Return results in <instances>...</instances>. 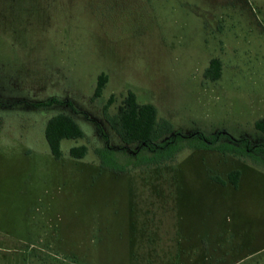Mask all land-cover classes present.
I'll use <instances>...</instances> for the list:
<instances>
[{
    "label": "rangeland",
    "instance_id": "rangeland-1",
    "mask_svg": "<svg viewBox=\"0 0 264 264\" xmlns=\"http://www.w3.org/2000/svg\"><path fill=\"white\" fill-rule=\"evenodd\" d=\"M130 90L185 137L171 159L112 128ZM51 98L65 103L27 104ZM59 113L84 137L56 159ZM261 118L264 0H0V264H264V166L190 144H260ZM236 169L237 187L211 178Z\"/></svg>",
    "mask_w": 264,
    "mask_h": 264
},
{
    "label": "trees",
    "instance_id": "trees-1",
    "mask_svg": "<svg viewBox=\"0 0 264 264\" xmlns=\"http://www.w3.org/2000/svg\"><path fill=\"white\" fill-rule=\"evenodd\" d=\"M222 63L219 59L214 58L210 61L205 70L204 75L211 79L217 80L221 76ZM107 83V75L100 74L94 97H99ZM111 101V100H110ZM65 103L64 100L51 98L45 101L28 102L27 104L41 109L44 107ZM108 120L118 134L123 143L138 144L141 153L139 157L147 163H162L174 157L175 152L179 148V141L185 137L175 131L174 125L167 119L158 118V110L151 103H140L136 94L133 91H128L124 97L118 111L113 116H107ZM255 127L264 135V118L258 119L255 122ZM173 134V135H172ZM167 135H172L169 139H163ZM226 136V134H223ZM84 137V130L80 124L71 115L59 113L49 119L45 127V138L49 145L52 155L59 159L62 156L61 142L64 139H79ZM192 139V138H191ZM190 139V144L195 148L216 149L223 153H228L234 156L248 157L253 162L264 166L262 161L256 154L264 153V141L260 144H251L246 138L233 139L232 143L219 144L221 137L215 135L211 138L199 133L195 140ZM148 153H151L149 155ZM87 154L85 145L73 146L70 148V155L75 158H84ZM107 160L108 158H103ZM152 163V164H154ZM241 171L236 169L228 174V180L220 176H211L212 180L220 184L230 182L237 187Z\"/></svg>",
    "mask_w": 264,
    "mask_h": 264
}]
</instances>
